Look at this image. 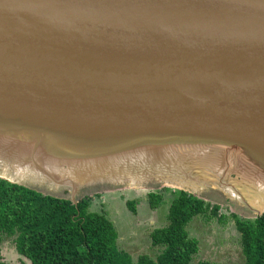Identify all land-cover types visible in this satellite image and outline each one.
I'll list each match as a JSON object with an SVG mask.
<instances>
[{
	"label": "water",
	"instance_id": "1",
	"mask_svg": "<svg viewBox=\"0 0 264 264\" xmlns=\"http://www.w3.org/2000/svg\"><path fill=\"white\" fill-rule=\"evenodd\" d=\"M201 173L264 214V0H0L1 180L76 205Z\"/></svg>",
	"mask_w": 264,
	"mask_h": 264
},
{
	"label": "trees",
	"instance_id": "2",
	"mask_svg": "<svg viewBox=\"0 0 264 264\" xmlns=\"http://www.w3.org/2000/svg\"><path fill=\"white\" fill-rule=\"evenodd\" d=\"M165 200L167 225L149 234L151 247L159 248V253L154 259L140 255L134 260L116 246L117 233L105 212L88 211L92 197L84 195L73 205L70 200L44 196L0 179V242L10 240L18 256L29 264H191L198 243L188 234L187 225L202 216L222 227L232 221L243 264H264V214L255 218L221 214L219 205L169 188L146 195L150 210ZM126 206L136 214L135 201H126ZM0 264H7L1 254Z\"/></svg>",
	"mask_w": 264,
	"mask_h": 264
},
{
	"label": "rangeland",
	"instance_id": "3",
	"mask_svg": "<svg viewBox=\"0 0 264 264\" xmlns=\"http://www.w3.org/2000/svg\"><path fill=\"white\" fill-rule=\"evenodd\" d=\"M200 176L208 180V190L205 189L206 184L199 181L195 175L194 178L191 176L193 180L189 181L194 191L191 190V187H179L164 182L157 186L123 184L87 191L86 195L92 197L93 200L88 211L105 212L117 233L116 246L128 253L134 260L140 255L155 258L159 253V248L151 247L149 234L154 229L167 225L168 200H165L156 210H150L146 202L148 192L162 188L183 189L211 205H219L221 214H235L241 218L255 217L254 212L247 210L242 203L233 202L224 191L217 187V184H212L211 178L202 173ZM230 179L235 180L237 177L231 175ZM82 194L85 195V192ZM79 198H81V194L78 196ZM126 201H135L136 214H132L128 210ZM187 232L198 243V252L193 257L191 264L199 262H209L210 264L244 263L239 245V235L232 221L222 227L216 220L208 221L205 217L198 216L189 222ZM0 254L7 264H20V261L29 264L28 261L18 256L8 239L0 242Z\"/></svg>",
	"mask_w": 264,
	"mask_h": 264
},
{
	"label": "bare ground",
	"instance_id": "4",
	"mask_svg": "<svg viewBox=\"0 0 264 264\" xmlns=\"http://www.w3.org/2000/svg\"><path fill=\"white\" fill-rule=\"evenodd\" d=\"M260 200L255 199V203H253L254 208H256L258 211H264V203L259 202Z\"/></svg>",
	"mask_w": 264,
	"mask_h": 264
}]
</instances>
